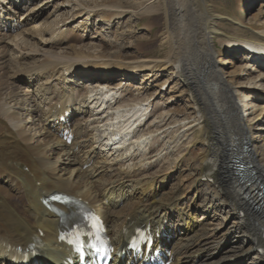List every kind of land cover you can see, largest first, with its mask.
Wrapping results in <instances>:
<instances>
[{
	"label": "bare ground",
	"instance_id": "6f19581e",
	"mask_svg": "<svg viewBox=\"0 0 264 264\" xmlns=\"http://www.w3.org/2000/svg\"><path fill=\"white\" fill-rule=\"evenodd\" d=\"M96 16L115 37L128 16L144 34L126 52L77 47ZM21 26L0 34V264L31 246L34 264L64 263L52 193L93 209L115 250L141 227L169 264H264V0H0V33Z\"/></svg>",
	"mask_w": 264,
	"mask_h": 264
},
{
	"label": "rangeland",
	"instance_id": "374dc122",
	"mask_svg": "<svg viewBox=\"0 0 264 264\" xmlns=\"http://www.w3.org/2000/svg\"><path fill=\"white\" fill-rule=\"evenodd\" d=\"M97 1H101V0H97ZM257 5H258V3L256 4H254V9H253V12L256 10V7H257ZM22 7V6H21ZM16 8V7H15ZM18 10V9H17ZM57 15V19H58V17H59V13H56ZM20 18V17H19ZM60 18V17H59ZM248 17H247V15L245 14V19H247ZM103 20V19H102ZM131 20H133V22H135L136 21V19H133V18H129V16L128 17H125V18H123L122 19V21L120 22V24H119V32H123V31H129V37L127 36V37H125L124 39H122L120 36H114L112 33L110 34L106 29H105V26H104V24H103V21H101V18H100V16H96V17H94L93 18V20H92V22H91V26H90V28H89V30H90V32L88 33V35L87 36H85V34H81L82 35V38H81V40H78L75 44H76V46L77 47H79V46H84L83 48H86V47H90L92 44H100V43H104V42H107V43H111V45H109V47H111V48H108V50L109 51H114L116 48L118 49H122V50H124L125 52H126V43L127 42H132V41H134L135 39H136V37L137 36H142L144 33V31H143V28L140 26V23H135V25H133L134 23L133 22H131ZM131 22V23H130ZM138 24V25H137ZM134 26V27H133ZM103 27V28H102ZM25 28L24 27H20L18 30H13L12 32H10L9 34L8 33H6L5 31H2L0 34H7V35H10L11 33V35H14V34H16L17 32H19V30L21 31V30H24ZM118 29V28H117ZM100 30V31H99ZM99 31V32H98ZM133 31V32H132ZM112 35L114 36V37H112ZM134 38V39H133ZM93 40V41H92ZM80 41V42H79ZM126 41V42H125ZM113 44V45H112ZM252 45H254V46H258V45H262V44H259V43H251ZM153 50H156L155 48H153L152 49V51ZM124 52V53H125ZM248 72L250 73V72H252L251 70L249 71L248 70ZM0 73H2V71H0ZM160 78H162V77H160ZM161 80H165V77H163ZM139 85V83L137 82L136 83V81L135 82H129V83H126V85H125V88L127 89L126 91H125V93H129L130 95H128V96H130V98H132L131 97V94L133 93V94H135L136 92H135V90H137V86ZM171 85H173V84H171ZM171 85H170V87H171ZM176 89V88H175ZM177 90V89H176ZM177 93H179V92H177ZM176 93V94H177ZM246 99H248V97H245ZM250 98V97H249ZM165 101V103H167V102H170V106H171V108L173 109V110H180V111H183L184 109H185V106H184V103H182V102H177V101H173V100H171V101H168L167 100V98L165 97L164 99H163V102ZM167 101V102H166ZM178 117L177 118H180V119H184L185 118V123H188V126L191 128V130L189 131V134H191V133H193L195 130H196V126H194V127H192L193 126V123H192V117L191 116H183V114L181 113V114H178L177 115ZM261 132V134H258L257 135V139H256V144L257 145H262V147L264 148V126H263V129L260 131ZM189 149V150H191V158L192 159H199L200 158V156H202L203 154H204V152L202 151V149L199 147V145L196 143V144H188L187 145V147H186V149ZM187 149V150H188ZM193 156V157H192ZM152 168H154V167H152ZM150 169L149 170V173H151V172H153L154 170H155V168H156V166H155V168L154 169ZM151 171V172H150ZM246 186V185H245ZM202 190H201V199L203 198V196L204 195H209L210 196V192H209V190L207 189V186H203L202 188H201ZM200 199V200H201ZM201 216H202V214H199V219H201L202 221H204L205 223H211L210 225H209V228L210 227H212L213 228V226H216L215 224V222L217 221H215V222H213L212 223V221L210 222V220H204L205 218H201ZM211 229V228H210ZM250 254V255H249ZM255 256V252H250V253H247L245 256H243V255H241V256H239V259L240 258H243V257H246V256ZM230 263H234L235 261L234 260H232V261H229ZM227 263V262H226ZM222 264H225V263H222Z\"/></svg>",
	"mask_w": 264,
	"mask_h": 264
},
{
	"label": "snow or ice",
	"instance_id": "6c2138e0",
	"mask_svg": "<svg viewBox=\"0 0 264 264\" xmlns=\"http://www.w3.org/2000/svg\"><path fill=\"white\" fill-rule=\"evenodd\" d=\"M53 199H60V197H53ZM93 226H95V225H93Z\"/></svg>",
	"mask_w": 264,
	"mask_h": 264
}]
</instances>
